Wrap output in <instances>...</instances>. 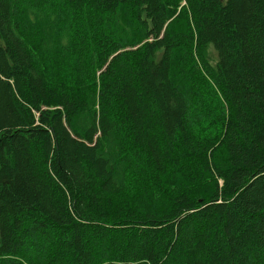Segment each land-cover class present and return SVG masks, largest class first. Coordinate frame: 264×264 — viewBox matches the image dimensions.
<instances>
[{
  "label": "trees",
  "instance_id": "1",
  "mask_svg": "<svg viewBox=\"0 0 264 264\" xmlns=\"http://www.w3.org/2000/svg\"><path fill=\"white\" fill-rule=\"evenodd\" d=\"M0 264H264V0H0Z\"/></svg>",
  "mask_w": 264,
  "mask_h": 264
}]
</instances>
